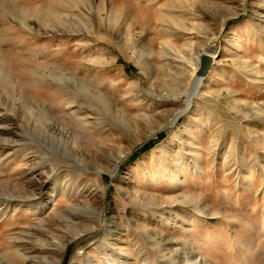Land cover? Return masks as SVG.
<instances>
[{
	"label": "rangeland",
	"instance_id": "1",
	"mask_svg": "<svg viewBox=\"0 0 264 264\" xmlns=\"http://www.w3.org/2000/svg\"><path fill=\"white\" fill-rule=\"evenodd\" d=\"M0 264H264V0H0Z\"/></svg>",
	"mask_w": 264,
	"mask_h": 264
},
{
	"label": "bare ground",
	"instance_id": "2",
	"mask_svg": "<svg viewBox=\"0 0 264 264\" xmlns=\"http://www.w3.org/2000/svg\"><path fill=\"white\" fill-rule=\"evenodd\" d=\"M203 55H207V56H209L211 59H212V62H213V64H212V66H211V69L213 68V66H214V62H215V58H216V55H215V53L213 54V53H211V54H209V53H206V52H202L201 53V55H199V57H198V59H197V61H198V65H197V67L196 68H192L193 69V73L192 74H190V75H193V76H191V78H190V82H191V85L192 86H194V89H197L200 85H201V83L203 82V80L204 79H202V78H200V77H198V75H197V69H198V67H199V62H200V59H201V57L203 56ZM194 77L198 80V82L194 79ZM54 128H55V126H54ZM52 130V129H51ZM56 131V130H55ZM49 132V131H48ZM152 136H153V134H152ZM151 136V137H152ZM75 225V224H74ZM74 236V235H73ZM57 241V240H56ZM70 242V241H69ZM73 242V241H72ZM60 246V245H59ZM65 247V246H64ZM64 247H62V248H64Z\"/></svg>",
	"mask_w": 264,
	"mask_h": 264
},
{
	"label": "water",
	"instance_id": "3",
	"mask_svg": "<svg viewBox=\"0 0 264 264\" xmlns=\"http://www.w3.org/2000/svg\"><path fill=\"white\" fill-rule=\"evenodd\" d=\"M212 63V59L209 56L203 55L200 59V68L197 73L198 77L205 78L211 69Z\"/></svg>",
	"mask_w": 264,
	"mask_h": 264
}]
</instances>
